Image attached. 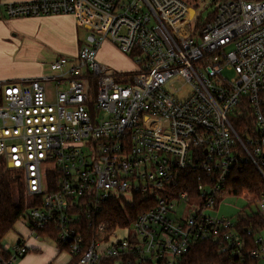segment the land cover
Instances as JSON below:
<instances>
[{
  "label": "built area",
  "instance_id": "2783aa9c",
  "mask_svg": "<svg viewBox=\"0 0 264 264\" xmlns=\"http://www.w3.org/2000/svg\"><path fill=\"white\" fill-rule=\"evenodd\" d=\"M1 5L9 17L74 14L88 31L77 55L53 60L47 74L0 81V159L23 175L32 235L52 231L72 264H179L203 240L228 264H264V227L243 233L237 219L207 212L232 195L226 181L242 160L264 178V0ZM108 40L134 71L98 60ZM243 104L255 123L245 139L233 124ZM194 173L195 184L185 179ZM246 194L233 196L264 220V192ZM137 197L145 207L133 221L106 216L111 200ZM28 250L2 245L0 264Z\"/></svg>",
  "mask_w": 264,
  "mask_h": 264
},
{
  "label": "crops",
  "instance_id": "0c3cea01",
  "mask_svg": "<svg viewBox=\"0 0 264 264\" xmlns=\"http://www.w3.org/2000/svg\"><path fill=\"white\" fill-rule=\"evenodd\" d=\"M18 1L28 0H0V3ZM82 27L74 14L9 17L4 6L1 5L0 81L41 77L50 71V63L53 60L61 56L74 57L88 34L85 26L83 27L86 30L85 34L80 33ZM37 39H43V44L39 45ZM46 55L49 57L47 58ZM98 57L105 64L106 62L115 64L116 68L107 65L116 71H126L120 68L116 59L120 60L123 57L130 60L128 55L121 52L109 40L100 47ZM134 67L136 68L135 64ZM19 235L22 237L21 241L29 248L19 264H70L71 255L59 246L56 238L35 237L28 226L25 231H20Z\"/></svg>",
  "mask_w": 264,
  "mask_h": 264
},
{
  "label": "trees",
  "instance_id": "16d2710c",
  "mask_svg": "<svg viewBox=\"0 0 264 264\" xmlns=\"http://www.w3.org/2000/svg\"><path fill=\"white\" fill-rule=\"evenodd\" d=\"M196 28L199 29V26ZM241 112L242 114L235 116L233 124L242 139H245L248 134L253 132L255 123L249 105L243 104ZM197 176V173H194L185 179L195 184L198 181ZM225 187L232 195L242 193L257 195L264 192V178L252 162L242 160L239 167L233 169L229 174ZM29 207V196L22 173L8 168L5 162L0 159V247L3 236L14 228V225L24 216ZM144 207V201L139 197L131 203L125 199H113L107 204L105 214L109 219L125 224L129 221L128 218L133 221ZM237 221L243 233L245 227H264V220L259 218L256 212L240 213ZM40 236L56 238L52 231L46 230L41 231ZM72 262L71 260L70 264ZM228 262V256L220 251L218 244L213 240H203L193 244L191 249L179 259V264H228Z\"/></svg>",
  "mask_w": 264,
  "mask_h": 264
},
{
  "label": "rangeland",
  "instance_id": "374dc122",
  "mask_svg": "<svg viewBox=\"0 0 264 264\" xmlns=\"http://www.w3.org/2000/svg\"><path fill=\"white\" fill-rule=\"evenodd\" d=\"M195 8H196V10L198 11V14H199L201 12L202 7H200L198 5H195ZM210 11H211L210 8L206 9L205 11H203L202 12L203 17H206ZM83 27L80 29V33L81 34H85V32H86V30L84 29L85 27L84 28ZM37 42L39 43V45H42L44 40L43 39H37ZM41 50L43 51L44 49H41ZM44 54H46V53H44ZM109 56H110V53H109ZM128 56L130 57V55H128ZM46 57L48 58L49 56L46 55ZM116 57H113V59H115ZM108 59L111 60V58H108ZM98 60H100L101 63H103V61H102V59L100 57H98ZM115 61H118V65L121 66L120 68L125 69L126 71H134L136 69L134 67L135 63H134V61L132 60L131 57H130V60L121 57L120 60L116 59ZM106 63L108 65H111V66L116 68L115 64L113 65L112 63H109V62H106ZM84 69H86V68H84ZM183 84H184V82L179 80L173 85V87L175 89H179L180 88V94L181 95L187 94V92L189 91V87H190L187 83H185V85H183ZM52 87H53L52 83H48L47 84V88L48 89H50ZM246 196L248 198H251L253 195L252 194H246ZM247 200L248 199H246V197H245V199H243L242 197H236V196H233V195H229V196H227V197H225L223 199V201L220 203V205L217 208L209 209L207 212L210 215H213V216H218V217L227 216L229 218H232L233 220H236L240 213H245V212L246 213H251V212H255L257 210L256 206H254V205L251 206V207H248L247 206L248 205V201ZM31 202H32V197H29V203L31 204ZM242 208H245V209L243 211H240ZM28 225H29V223H28V213L26 211L24 216H22L17 221L16 227H14L5 236H3L2 240H1V244L9 246V245H13V244H16V243L20 242L22 240V237H20L19 233H20V231H25V229H26V227ZM125 234H126L125 230L119 231V235L124 236Z\"/></svg>",
  "mask_w": 264,
  "mask_h": 264
},
{
  "label": "water",
  "instance_id": "95a60500",
  "mask_svg": "<svg viewBox=\"0 0 264 264\" xmlns=\"http://www.w3.org/2000/svg\"><path fill=\"white\" fill-rule=\"evenodd\" d=\"M194 11H195V10H194V9H192L191 13H192V14H194Z\"/></svg>",
  "mask_w": 264,
  "mask_h": 264
}]
</instances>
